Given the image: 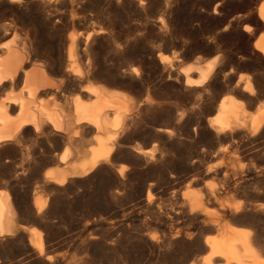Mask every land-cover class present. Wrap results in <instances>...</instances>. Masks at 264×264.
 <instances>
[{
    "label": "rangeland",
    "instance_id": "374dc122",
    "mask_svg": "<svg viewBox=\"0 0 264 264\" xmlns=\"http://www.w3.org/2000/svg\"><path fill=\"white\" fill-rule=\"evenodd\" d=\"M261 1L0 0V45L23 42L26 67L41 64L59 81L60 103L85 98L88 82L135 103L106 142L111 159L61 186L45 172L62 169L64 149L74 154L69 163L87 159L97 144L91 127L73 141L49 127L27 128L0 146V191L10 196L16 224L38 229L42 242L38 252L20 228L0 237V264H202L218 222L248 230L264 255V57L254 47L264 33ZM70 47L80 78L68 68ZM213 59L205 86L184 85L181 68ZM20 88L21 78L10 90ZM229 95L240 116L216 132L210 120Z\"/></svg>",
    "mask_w": 264,
    "mask_h": 264
},
{
    "label": "bare ground",
    "instance_id": "6f19581e",
    "mask_svg": "<svg viewBox=\"0 0 264 264\" xmlns=\"http://www.w3.org/2000/svg\"><path fill=\"white\" fill-rule=\"evenodd\" d=\"M257 16L264 27V0L258 5ZM22 43L18 45L14 41H8L0 45V88L5 84L11 87L21 78L19 92L13 93L9 90L0 98V146L19 139L21 132L27 128H31L34 133H40L44 127H49L54 133L73 141L79 138L84 126L91 127L97 144L91 147L87 159L69 163L74 154L68 147L70 151L64 149L58 155V162L63 165L62 169L45 172L44 177L47 181L61 186L69 178L84 176L101 162L111 159L112 147L106 142L115 138L116 128L135 110V103L131 96L123 91L92 82L86 83L80 90V93L85 94V98L79 94L72 96L70 103L67 102L70 107L60 103L55 94L59 81L48 77L41 64L32 62L26 67L29 57L25 44ZM254 47L264 57V33L254 41ZM68 51L69 71L73 76L80 78L82 72L77 64L74 47H70ZM161 62L165 63L168 60L162 57ZM216 66V59L203 64L196 61L181 68L179 73L186 87L201 88L213 76ZM241 79L238 78L236 85ZM249 83L247 81L244 90L252 94ZM47 90H53L54 93H48L49 96L45 98L43 94ZM236 102L230 95L223 97L218 104L219 111L210 120L209 127L216 132H224L232 123L236 124L242 110ZM258 115L264 118V107L259 110ZM262 123L263 120L257 116L251 125L258 131ZM34 205L38 210L44 208V202L40 197L34 200ZM15 213L8 193L0 191V237L14 235L20 228L28 232L29 243L41 252V232L34 227L26 228L16 224ZM211 231L214 234L204 240L206 254L202 258V264H214L216 259L221 260L217 264H264V255L254 246L248 230L218 222Z\"/></svg>",
    "mask_w": 264,
    "mask_h": 264
},
{
    "label": "crops",
    "instance_id": "0c3cea01",
    "mask_svg": "<svg viewBox=\"0 0 264 264\" xmlns=\"http://www.w3.org/2000/svg\"><path fill=\"white\" fill-rule=\"evenodd\" d=\"M8 86H9V85H8ZM10 88H11V87L9 86V89H8V91L10 90Z\"/></svg>",
    "mask_w": 264,
    "mask_h": 264
},
{
    "label": "snow or ice",
    "instance_id": "6c2138e0",
    "mask_svg": "<svg viewBox=\"0 0 264 264\" xmlns=\"http://www.w3.org/2000/svg\"><path fill=\"white\" fill-rule=\"evenodd\" d=\"M144 2V0H141V3H143Z\"/></svg>",
    "mask_w": 264,
    "mask_h": 264
}]
</instances>
